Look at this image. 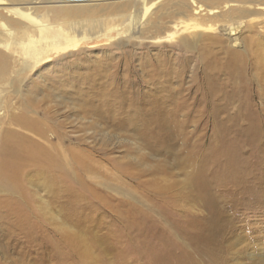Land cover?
I'll use <instances>...</instances> for the list:
<instances>
[{
    "label": "rangeland",
    "instance_id": "rangeland-1",
    "mask_svg": "<svg viewBox=\"0 0 264 264\" xmlns=\"http://www.w3.org/2000/svg\"><path fill=\"white\" fill-rule=\"evenodd\" d=\"M220 43L90 44L5 95L16 264H264V71L252 45ZM234 87L246 97H222Z\"/></svg>",
    "mask_w": 264,
    "mask_h": 264
},
{
    "label": "bare ground",
    "instance_id": "bare-ground-1",
    "mask_svg": "<svg viewBox=\"0 0 264 264\" xmlns=\"http://www.w3.org/2000/svg\"><path fill=\"white\" fill-rule=\"evenodd\" d=\"M262 29L264 0H0V79L3 78L0 86V125L10 114L8 110L13 103H8L5 95L19 94L20 87L25 85L33 71L47 66L49 62L55 63L62 55L83 46L100 42L109 46L169 43L189 46L207 40L212 44L229 42L245 51L244 45L249 44L258 64L255 71L260 73L264 71ZM232 62L228 61L226 66L234 67ZM6 73L9 75L4 78ZM233 73L232 70L230 74ZM236 74L244 76L241 70ZM242 88L234 87L231 96L224 94L222 97L227 100L245 98L244 94H240L245 89ZM237 93L239 96L235 97ZM248 106L252 105L249 103ZM237 146L238 143L233 145L231 151H236ZM222 151L227 152V147ZM15 162L13 156L10 157L9 146L0 141V173ZM239 166L240 163L234 164V170ZM26 175L28 177L29 173ZM39 181V189L46 192L45 181ZM29 183L35 186L33 181L29 180ZM38 196L41 205H47L44 196ZM5 234L4 240L0 241L1 257L9 264H16L15 256L4 252L16 249L12 232ZM30 236L27 234L23 238L21 249L17 246L18 254L23 257L31 249ZM37 253L40 258V252ZM180 257L186 263L177 261ZM180 257L172 262L191 263L187 254L183 253Z\"/></svg>",
    "mask_w": 264,
    "mask_h": 264
}]
</instances>
